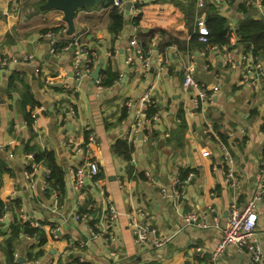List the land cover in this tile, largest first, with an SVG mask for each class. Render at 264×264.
Returning a JSON list of instances; mask_svg holds the SVG:
<instances>
[{
  "label": "crops",
  "instance_id": "obj_1",
  "mask_svg": "<svg viewBox=\"0 0 264 264\" xmlns=\"http://www.w3.org/2000/svg\"><path fill=\"white\" fill-rule=\"evenodd\" d=\"M45 2L0 0V62L7 60L0 65V264H250L234 246L215 261L211 250L230 204L245 203L264 175V81L242 74V56H259L264 64V51L254 52L239 32L246 19L264 18V0H206L228 19L225 45L199 40L197 12L205 18L207 12L197 0H126L116 33L113 3L79 7L69 34L80 33L98 62L104 58L100 81L116 74L101 88L91 76L76 79L72 50L50 53L41 34L68 24L63 10ZM138 43L146 58L127 62L128 48ZM27 54L33 59L25 60ZM187 67L205 86V102L197 104L198 89L185 84ZM27 90L45 106L32 120V105L22 101ZM139 113L157 118L136 127ZM88 128L100 142V172L79 189L78 148ZM219 139L235 160L236 190L226 180ZM28 147L53 155L62 183L52 184L51 166L28 157ZM178 177L190 178L181 195L173 189ZM109 203L118 210L115 239L102 232ZM257 209L264 248V192ZM189 213L205 225H187ZM23 215L40 222L41 235L25 231ZM134 222L171 238L162 247L140 245Z\"/></svg>",
  "mask_w": 264,
  "mask_h": 264
},
{
  "label": "built area",
  "instance_id": "obj_2",
  "mask_svg": "<svg viewBox=\"0 0 264 264\" xmlns=\"http://www.w3.org/2000/svg\"><path fill=\"white\" fill-rule=\"evenodd\" d=\"M249 3L255 0H247ZM206 0H197V7L199 9L203 8ZM113 5H115L120 12L125 10L126 0H113ZM200 11L197 12L198 20V34L199 40L207 43L209 42L210 31L206 25V18L204 14H200ZM69 34V29L67 25H63L59 30L48 29L41 34L42 38L48 39L49 42V51L51 54L60 53L62 50H72L74 54V65L73 72L74 76L78 81L83 80L91 76L93 66L98 62V55L96 52H90V50L81 43L80 33L69 34V39L66 40V43L61 45V48H58V44L61 39L65 40V35ZM224 58L225 60H231V51H229L228 46H225ZM129 54L127 57V62H133L136 57L145 59V49L140 43L137 44L135 49L128 48ZM244 67L242 74L244 80L252 79H262L264 81V64L259 60V56L252 55H243ZM33 55L27 54L25 60H32ZM7 63V60L4 59L0 62V65ZM146 65L149 63L145 62ZM37 71L39 68L37 67ZM97 87L101 88L100 77L95 81ZM185 84L192 88L198 89L196 93V103L205 102L208 98L207 90L205 86L197 81L194 77L193 68L187 67L185 69ZM75 91L76 88H73ZM145 99H147L145 97ZM44 104H39L37 108L35 107L32 111V116L35 117L38 110L44 109ZM157 117L150 116L147 117L142 113H139L135 120V126H147L152 120H155ZM87 138L82 146L78 148V153L81 156L80 163L75 169V178L74 186L79 189H85L87 187L88 181L97 176L100 172L99 160L97 158L96 149L99 148L100 142L97 137L96 132L92 128H88ZM218 143L222 150V158L226 166L225 175L226 180L230 187L234 190L238 189L241 181L236 173L235 160L233 155L228 150L226 144L221 139L218 140ZM32 152L28 153V157H32ZM34 170L37 168V164L33 163ZM264 172V166L262 168ZM27 176H30L32 172L26 171ZM150 176V174L148 173ZM190 178L181 180L180 177L176 178L174 182V192L175 194L181 195L184 193L183 187ZM33 187L34 184L31 183ZM181 188V190H180ZM166 192V190H164ZM264 192V175H262V181L260 184L259 190L252 194L245 203L239 204L236 201H233L228 209V218L226 226L223 228L222 235L220 239L216 242L215 246L211 250V256L213 261H215L219 256H221L226 250L234 246L237 250L244 252L250 264H264V248L261 241L259 225V215L257 209V203L261 200ZM118 216V210L116 207L109 203L107 213L105 215L106 220L103 223L104 228L102 232H107L108 238L115 239V227L116 219ZM23 222H28L32 227H40L41 224L38 220L30 219L26 215L22 217ZM185 221L187 225H205L204 222H198L197 216L194 213H189L185 216ZM133 234L135 241L140 245H150L162 247L165 243L170 240V236H156L154 234L155 230L150 228L148 224L145 223H133ZM100 234V233H99ZM95 231H92L93 237L99 235ZM37 259V258H36ZM34 259V261L36 260ZM214 264V262L212 263Z\"/></svg>",
  "mask_w": 264,
  "mask_h": 264
},
{
  "label": "trees",
  "instance_id": "obj_3",
  "mask_svg": "<svg viewBox=\"0 0 264 264\" xmlns=\"http://www.w3.org/2000/svg\"><path fill=\"white\" fill-rule=\"evenodd\" d=\"M105 4L112 3V0H104ZM206 10V25L210 31L209 42L205 44L209 45H225L229 43V23L226 16L220 13L219 7L215 3H207L203 7ZM201 8V9H203ZM111 16V29L116 33L119 32L124 25V18L122 12L118 10L116 6L110 12ZM59 28H54L58 30ZM239 32L241 34L242 40L246 45L254 47V52H257L259 49L264 51V18H248L239 27ZM199 37V34H197ZM193 39H196L194 37ZM62 44H58V48H61ZM116 74L109 72V76L101 80V85H110L113 83ZM23 104L27 105L30 103L32 105V110L28 113L29 119L32 120V111L33 109L40 104L34 96L31 90H27L23 95ZM28 153L34 152V157L36 160H47V163L51 166L52 170L49 174V180L52 181V184L55 186L58 182L62 183V174L63 170L57 166L53 155L50 152H35L34 147L27 148ZM2 168V163L0 164ZM61 178V179H60ZM1 203V202H0ZM2 207V204L0 205ZM24 229L29 234L41 235V231L29 225L28 222H22ZM20 228H14V231L19 232ZM44 237L40 236V242L43 244L45 242ZM10 247V245H9ZM39 255L38 253L35 255ZM12 256L9 260H12Z\"/></svg>",
  "mask_w": 264,
  "mask_h": 264
},
{
  "label": "water",
  "instance_id": "obj_4",
  "mask_svg": "<svg viewBox=\"0 0 264 264\" xmlns=\"http://www.w3.org/2000/svg\"><path fill=\"white\" fill-rule=\"evenodd\" d=\"M102 0H46L45 7L52 8L56 7L63 10L64 18L69 26V31L73 32L75 30L74 16L75 11L81 6L90 7L92 5H98ZM104 63V58L97 63L95 68L91 73L92 82L94 83L96 79L99 78L102 65ZM92 83V85H93ZM24 140H22L21 147L23 148ZM21 152L22 149L20 150Z\"/></svg>",
  "mask_w": 264,
  "mask_h": 264
}]
</instances>
